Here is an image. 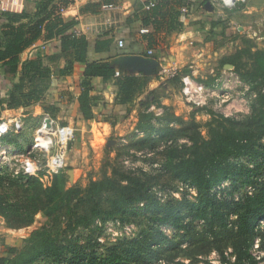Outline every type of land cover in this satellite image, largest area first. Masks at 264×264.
Listing matches in <instances>:
<instances>
[{
	"label": "trees",
	"instance_id": "16d2710c",
	"mask_svg": "<svg viewBox=\"0 0 264 264\" xmlns=\"http://www.w3.org/2000/svg\"><path fill=\"white\" fill-rule=\"evenodd\" d=\"M50 3L51 0H40L32 15L4 13L8 24L5 25L2 33L4 40L0 39V66L11 76V88L6 102L0 103V110L13 111L44 99L52 73L50 67L44 66L40 58L21 61L20 56L45 36L48 39L58 40L60 56L72 55V61L67 63L65 69L60 70L61 74L70 70L74 63H85L83 78L77 81L81 91L76 100L80 118L90 122L94 119L92 108L95 100L90 95L93 90L92 80L101 78L106 82L115 77V70L108 62L89 59L90 43L85 36L74 32L77 20L68 23L62 21L60 11L69 1H63L61 5L52 7H49ZM24 20L26 22L22 23ZM109 43L110 41H96L94 52L104 50ZM223 63L234 67L232 57L225 59ZM234 70L243 82L250 84L251 89H255L253 85L263 74L262 68L254 73L247 71L243 73L235 67ZM181 76L182 74L179 73L175 79L180 80ZM144 86L145 81L138 76L115 77L116 100L119 104L131 103L141 94ZM155 94V91H151L145 100L139 102V108L145 112L157 101L158 97ZM44 109L49 115L54 110L51 107ZM201 111H205L209 116V121L203 126L207 130L206 135L202 134L203 127L194 119V115ZM170 116L171 118L161 116L157 119L152 114L140 112L137 129L141 133L148 131L156 133L159 137L162 131H166L170 133V139L167 141L172 143L175 140L171 135L180 132L181 129H175L171 125L176 123L184 126L182 136L189 145L179 146V150H183L182 155L169 166L170 171H168L178 183L188 185L195 190V201L184 202L185 205H189L190 213L195 219L204 221L206 228L203 231L192 232L189 226L180 223L182 219L180 207L171 202L161 204L151 197L149 194L151 189L142 188L139 179L117 171H114V175L118 174V178L91 180L82 188L69 186L66 175L62 172L64 169L54 174L38 170L36 176L27 177L25 186L19 188L20 191L22 190V196L18 197L17 202L16 200L11 202V198L0 195V216L7 224L10 223V214L8 215L7 212L15 216H23L21 225L25 226L32 223L37 212L49 213L58 209L62 202L70 204L74 199L84 198L92 204L91 210L94 212L97 208V198L102 193L115 190L119 187V182H126L134 186L136 202L143 203L141 211L155 214L152 219L154 222L185 230L191 242L188 250L182 251L186 258L193 260L196 256L207 254L214 248L219 250L223 262L227 263L220 243L225 239H231L234 262L228 264H258L250 254L249 246L257 234V223L264 220V181L252 180L259 172V166L264 165V149L259 142L264 136V95L259 94V99L252 103L251 114L245 125L237 119L217 114L207 107H194L188 122L174 114ZM153 119L159 120L161 124L165 122L166 125L155 129L150 123ZM110 125L113 127L115 122H110ZM243 158L260 160L261 165L249 168L237 162ZM42 171L45 173L42 174ZM243 175H246L248 182L253 186L252 192L246 193L241 200L225 202L212 194L216 187L220 188L226 181L236 184L239 176ZM8 176L11 175H0L1 186L5 179H9V183L22 185L20 184L22 178ZM42 177L48 179V186L40 185ZM224 207L228 212L224 211ZM232 214L235 216L233 222L235 230L231 228L232 222L228 221L229 215ZM86 217L88 216H79L75 226L85 224ZM160 235L158 234V238L147 245V250L152 251L159 247ZM24 242L25 245L20 251L15 248L8 250L11 257L0 256V264H35L43 258H52L55 264H127L115 248L110 249L104 257L98 258L92 254H85L83 249L81 251L79 248L59 245L53 235L46 230L34 231Z\"/></svg>",
	"mask_w": 264,
	"mask_h": 264
},
{
	"label": "rangeland",
	"instance_id": "374dc122",
	"mask_svg": "<svg viewBox=\"0 0 264 264\" xmlns=\"http://www.w3.org/2000/svg\"><path fill=\"white\" fill-rule=\"evenodd\" d=\"M248 21L242 29L234 30V38L223 43V46L226 45L222 49V54L218 56L217 60H214V66L217 69L215 76L204 80L205 83L211 80L215 82L214 79L217 77L215 83H217L218 90L217 94L211 98L212 103H202L197 106L186 103L183 100L184 96L181 95L184 102L179 105L181 108L178 104L176 106L167 105L161 99L166 91L159 89L155 91V95L158 97L157 101L151 104L145 112L136 107L135 103L131 104L124 113L125 118L122 124H117V127H113L110 132L107 126H91L90 123H87L83 136L81 137L79 134L78 140L75 138L76 140L71 143L67 167L62 171L66 175L69 186L84 188L91 180H102L106 177L118 178L119 175H114V171L135 177L140 180L142 188L151 189L149 194L153 199L158 200L161 204L171 202L181 208L180 223L182 225L189 226L192 232L203 231L206 228L204 221L195 219L190 213L189 205H185L184 202L187 200L194 202L196 193L188 185L178 183L169 172V166L182 155L183 150H179V146L189 145V142L182 136L184 126L176 123L171 125L173 128L181 130L171 135L175 141L170 143L167 141L170 139V133L166 131H162L160 137L150 131L141 133L137 129L139 113L152 114L157 119L161 116L171 118L170 115L174 114L188 122L194 107H207L217 114L237 119L245 125L251 114L252 103L259 99V94L264 95V16L261 15L258 23ZM229 57H232L234 67L243 73L246 71L254 73L257 69L262 68L263 74L255 82V86L253 85L255 89H251L250 84L242 81L232 65H224L223 61ZM226 65H230L232 68L225 69ZM195 80L201 79L198 76ZM222 92L228 94V99L225 103H216V98H221ZM147 96L148 93L143 97V100ZM168 96L169 93H166V97ZM150 99L152 98L150 97ZM153 106L154 108H152ZM19 108H23V110ZM19 108L15 109L16 111L19 109L17 115L20 114L25 122L23 142L29 146L33 130L42 115L35 114L34 108L31 109L29 106ZM3 111L5 110H0V117L3 116ZM44 111L45 109L42 108V113H45ZM107 119H111V117H103L100 120L104 122ZM194 119L203 127L209 121V116L205 111H201L194 115ZM158 121L150 120L155 129L166 125L165 122L161 124ZM206 131L204 127L201 130L203 135H206ZM259 142L264 149V136ZM153 147L155 148L152 149ZM237 162L249 168L261 165L260 160L252 161L248 158ZM259 167V172L252 180L258 179L259 182H263L264 165ZM44 173L42 171V174ZM26 179L22 178L20 181L22 185L9 183V179L3 180L2 186L0 185V195L11 198V202L15 200L17 202L18 197L22 196V190L20 191L19 188L25 186ZM48 182V179L43 178L40 185L48 186ZM118 186L115 190L102 193L97 198V208L94 209V212L91 210L92 204L84 198L74 199L70 204L62 202L58 209L49 213L37 212L32 223L25 226L21 225L24 220L23 216H15L7 212L8 215L10 214L9 224L0 216V251L2 250L0 256L11 257L8 253L9 249L15 248L20 251L25 245L24 241L34 231L46 230L53 235L59 245L79 248L81 251L83 249L85 254H92L98 258L104 257L110 249L115 248L127 264H177L178 262L184 264H228V262H234L231 239H225L220 243L227 263L223 262L219 250L214 248L207 254L196 256L193 260L186 258L182 251L188 250L191 242L185 230L154 222L152 220L155 217L154 213L141 211L143 203L136 202L134 186H130L126 182H119ZM252 186L253 184L248 182L246 175H243L239 176L236 184L226 181L219 190L216 187L212 194L222 201L235 202L241 200L246 193L252 192ZM14 196L15 198H12ZM223 209L228 212L226 207ZM83 215L88 216L86 217L87 222L76 227L77 218ZM228 221L232 222L231 228L235 230L233 214L229 215ZM256 231L257 234L251 241L249 252L258 264H264V220L257 223ZM158 234H161L159 247L152 251L147 250V245L158 238ZM6 240L9 241L8 244L5 242ZM35 264L55 263L52 258H43Z\"/></svg>",
	"mask_w": 264,
	"mask_h": 264
},
{
	"label": "crops",
	"instance_id": "0c3cea01",
	"mask_svg": "<svg viewBox=\"0 0 264 264\" xmlns=\"http://www.w3.org/2000/svg\"><path fill=\"white\" fill-rule=\"evenodd\" d=\"M39 1L0 0V39L4 40L2 33L8 24L4 13L32 15ZM63 1L69 3L61 9L60 17L64 23L77 20L74 32L85 36L90 43L88 57L91 61L110 63L115 75L118 74L115 77L133 75L145 81L141 94L131 103L119 104L114 87L115 77L106 82L94 78L90 93L95 98L92 108L94 119L85 122L80 118L76 100L81 91L77 81L83 78L85 63H74L70 70L61 74L60 70L72 61V55H59L56 38L44 36L24 51L20 56L21 61L40 58L52 72L44 99L28 106L34 108V113L40 114L38 116L43 114L42 108H53L52 117L59 125L75 126L77 140L79 134L83 136L87 123L91 126H107L110 132L117 124H122L124 113L131 104L135 103L139 107V102L151 91H166L161 97L164 104L179 106L184 103L181 98V78L161 79L158 73L162 68L175 66L182 76L186 70L185 75L194 82L207 88L217 87V77L215 82L211 80L205 83L204 80L215 76L217 69L214 60L222 54L226 45L223 46V43L234 38V30L242 29L248 20L258 23L261 15L264 16V0H237L232 8H225L211 0H51L49 7L59 6ZM109 4H113L115 9L103 10L102 6ZM142 30L147 32L141 33ZM99 40L110 43L104 50L94 52V43ZM118 40L124 42L122 48L117 46ZM148 50L153 52L152 55L147 54ZM134 57H141L148 63H128L127 59ZM198 76L201 80H195ZM10 88L11 76L0 66V103L6 102ZM166 93H169L168 97ZM216 94L206 97L203 103H212L211 98ZM215 101L225 103L226 100L216 98ZM17 111L5 110L0 118L18 114ZM107 116L111 119L106 122L100 120ZM110 122H115L116 126L112 127ZM5 242L9 243L8 240Z\"/></svg>",
	"mask_w": 264,
	"mask_h": 264
},
{
	"label": "built area",
	"instance_id": "2783aa9c",
	"mask_svg": "<svg viewBox=\"0 0 264 264\" xmlns=\"http://www.w3.org/2000/svg\"><path fill=\"white\" fill-rule=\"evenodd\" d=\"M211 1L225 8H232L237 0ZM102 8L103 10H113L115 6L109 4ZM146 32L147 30L141 31V33ZM117 46L122 48L124 42L118 40ZM152 53L151 50L147 51L148 55H152ZM179 72L177 67L170 66L162 68L158 75L161 79H171L176 77ZM115 76L118 74L116 73ZM181 81L183 83L182 95L185 101L197 106L218 90L216 86L207 88L201 83H196L188 75H183ZM221 98L228 99V94L222 92ZM24 129L25 122L21 115L12 114L0 118V175L7 174L13 178H27L36 176L38 170L54 174L67 167L68 152L76 134L74 125H59L52 116L43 113L33 130L29 146L23 142ZM191 190L195 192L193 188Z\"/></svg>",
	"mask_w": 264,
	"mask_h": 264
},
{
	"label": "water",
	"instance_id": "95a60500",
	"mask_svg": "<svg viewBox=\"0 0 264 264\" xmlns=\"http://www.w3.org/2000/svg\"><path fill=\"white\" fill-rule=\"evenodd\" d=\"M126 60V59H125ZM128 63H141V64H144V63H148V61H146L145 59L141 58V57H134L132 59H127ZM225 68H229L231 69L232 67L230 65H226ZM187 73V71H183V75H185Z\"/></svg>",
	"mask_w": 264,
	"mask_h": 264
}]
</instances>
